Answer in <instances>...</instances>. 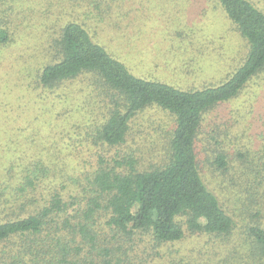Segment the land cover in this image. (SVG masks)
<instances>
[{"label":"trees","instance_id":"obj_1","mask_svg":"<svg viewBox=\"0 0 264 264\" xmlns=\"http://www.w3.org/2000/svg\"><path fill=\"white\" fill-rule=\"evenodd\" d=\"M212 1L242 46L206 70L191 60L115 55L86 24L103 12L82 9L90 4L0 0V46L40 41L28 86L86 84L98 108L87 123L92 141L112 149L102 154L88 141L65 154L56 149L64 127L34 114L19 148L0 155V264H264V134L232 132L240 119L232 115L202 136L205 117L264 70V0ZM101 22L112 32L115 23ZM151 107L173 120L160 156L134 132Z\"/></svg>","mask_w":264,"mask_h":264},{"label":"rangeland","instance_id":"obj_2","mask_svg":"<svg viewBox=\"0 0 264 264\" xmlns=\"http://www.w3.org/2000/svg\"><path fill=\"white\" fill-rule=\"evenodd\" d=\"M78 1L82 6L90 4L89 8L82 9H92L95 13L96 10L103 11L95 14L96 17L86 24L97 40L120 57L126 54L130 59V55L140 53L139 56H154L173 65L178 59L191 60L192 66L200 65L211 70L224 65V59L242 46L235 32L229 36L228 19L218 3L212 0ZM103 19L115 23L112 32L108 31V27L101 30ZM41 26L40 21L37 22L33 34ZM117 39L122 42L127 40L130 45L122 47ZM39 44L40 41L34 36H26L10 45L0 46V155L7 154L11 148H19L23 136L31 130L32 118L37 113L44 116L42 119L52 123L57 121L54 124L56 127H64L65 141L56 148L63 153L66 154L76 143H79L78 148L85 147L89 141L90 148L92 146L99 153L110 154L112 149L98 146L92 141V127L87 123L92 112L98 111V108L90 99L91 90L86 84L75 80L63 83L54 90L49 89L51 92L35 87L34 83L33 87L28 86V77L35 79L33 76L42 60ZM166 73L169 80L184 85L180 77L172 76L169 71ZM34 108L37 109L35 112ZM232 115L240 118L232 132L249 127L257 131L255 134H264V70L250 82L240 98L219 106L205 117L202 136L214 123L232 122ZM77 123L81 126L79 132L72 128ZM172 124L171 115L151 107L140 113L133 125L140 143L159 148L160 156L170 137ZM19 127H23L24 131L16 130ZM40 132L43 134V130ZM12 138L15 139L13 144L10 143ZM53 139L48 134L44 143L50 144ZM66 163L71 164L70 161ZM203 172L205 179L213 184L209 172Z\"/></svg>","mask_w":264,"mask_h":264}]
</instances>
